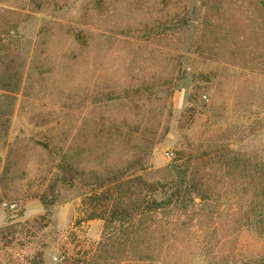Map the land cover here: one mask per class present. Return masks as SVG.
<instances>
[{"label":"rangeland","instance_id":"rangeland-1","mask_svg":"<svg viewBox=\"0 0 264 264\" xmlns=\"http://www.w3.org/2000/svg\"><path fill=\"white\" fill-rule=\"evenodd\" d=\"M0 264H264V0H0Z\"/></svg>","mask_w":264,"mask_h":264},{"label":"trees","instance_id":"trees-1","mask_svg":"<svg viewBox=\"0 0 264 264\" xmlns=\"http://www.w3.org/2000/svg\"><path fill=\"white\" fill-rule=\"evenodd\" d=\"M153 186H154V184H150L149 185V187L150 188H153ZM158 193V190L156 189V191L155 192H153V194L154 195H150V198H149V206H150V211H152V210H158V209H160L161 207H164V206H167L168 205V203H172V202H170L171 201V199L168 197V203L166 202V197L165 198H163V200H161V201H158V199L156 198V194ZM186 200L187 199H185L183 202H185L186 203ZM116 201H118V198H115V200H113V202H114V208H116ZM153 205H154V208H152L153 207ZM113 206H112V208H113ZM115 210V209H114ZM97 217H99V218H103V216H97V215H93L90 219H95V218H97ZM103 219H105V218H103Z\"/></svg>","mask_w":264,"mask_h":264},{"label":"built area","instance_id":"built-area-1","mask_svg":"<svg viewBox=\"0 0 264 264\" xmlns=\"http://www.w3.org/2000/svg\"><path fill=\"white\" fill-rule=\"evenodd\" d=\"M204 99L207 100V97L204 96ZM168 157H170V154H168ZM16 206L17 205L15 203H7V202L3 203V207H6L10 210H14L16 208Z\"/></svg>","mask_w":264,"mask_h":264}]
</instances>
